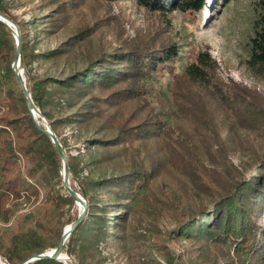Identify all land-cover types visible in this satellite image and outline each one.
<instances>
[{
    "label": "rangeland",
    "instance_id": "1",
    "mask_svg": "<svg viewBox=\"0 0 264 264\" xmlns=\"http://www.w3.org/2000/svg\"><path fill=\"white\" fill-rule=\"evenodd\" d=\"M59 3H63L61 14L55 12L59 10ZM0 4L17 25L31 55L55 51L80 34L78 44L58 62L35 60L32 56L27 69L36 78H64L83 67L89 59L115 49L135 50L174 43L190 54L186 62L193 61L199 51H209L217 64L218 84L214 86L217 95L213 91L200 92L191 88L186 85L185 78L178 82L184 70V63H181L161 72L159 82L154 85L155 91L142 96L143 99L122 102L115 108L102 104L107 115H115L118 122L129 126L148 118L158 120V113L163 109L175 116L185 135L179 137V132H175L177 126L168 132L167 136L178 139L179 146L173 151L172 141L166 142L163 148L159 139L133 140L128 144V152L111 154L114 157L121 155L124 164L134 161L138 166H157L160 174L145 184L120 238L101 243L97 255L90 258L88 264H227L226 249L180 236L179 228L202 209H212V203L219 195L224 194L225 189L233 188L230 184L234 186L243 177H254L252 171L264 160V77L258 76L247 65L249 39L254 34L255 19L264 13V0H228L222 4L220 1L217 6L215 0H207L200 16L177 11L167 17L139 6L134 0L113 3L102 0H0ZM7 41L11 49L10 39ZM15 58L14 51L0 48V119L24 116L19 86L3 70L12 66ZM24 79L30 89L32 81L25 72ZM181 88L186 89L187 102L194 101L193 109L187 110L191 116L175 106L174 93ZM112 91H98L95 95L106 97ZM221 91L234 101L225 104L219 95ZM160 93L164 95L162 99L157 97ZM64 115L55 114L56 117ZM57 134L67 143V156L83 161L77 172L70 176L76 192L90 179L114 174L111 166L97 162L104 150L87 148L86 142L93 132L80 135L75 126H60ZM216 160L221 164L215 165L213 161ZM201 161H204V167L217 171L218 175L201 177L204 174ZM30 164L19 155L16 171L10 177H21L25 189L20 198L11 196L5 206L6 212L0 214V233L37 231V221L49 226L50 220H53L54 230L60 229L63 233L70 225L67 221L77 217L83 207L75 203L59 210L48 206L45 200L47 188H39V195L26 191L28 184H36V179L28 176ZM237 171L242 175L239 176ZM3 177L0 173V181ZM56 240L55 235H50L46 242ZM63 254L67 256L65 252ZM231 256L236 255L231 252ZM69 259L80 264L76 258ZM67 262L70 261L64 263ZM251 264L259 263L254 260Z\"/></svg>",
    "mask_w": 264,
    "mask_h": 264
},
{
    "label": "trees",
    "instance_id": "2",
    "mask_svg": "<svg viewBox=\"0 0 264 264\" xmlns=\"http://www.w3.org/2000/svg\"><path fill=\"white\" fill-rule=\"evenodd\" d=\"M102 1L113 3L116 0ZM134 1L139 6L164 17L177 11L200 16L207 5V0ZM220 1L221 4L228 2V0H215L216 6ZM62 5L63 3L57 5L59 8L55 11L57 14L62 13L60 11ZM0 14L10 18L2 4H0ZM5 37L10 39L11 49ZM72 38L71 42L55 51L31 55L21 36L22 64L25 75L32 81L29 89L32 99L50 122L65 153L67 154V143L57 134L60 126H75L80 135L84 132H93L92 138L86 142L87 148L99 147L104 150L103 156L97 162L111 166L114 171V174L107 177L88 180L78 192L87 203V212L83 221L66 240L64 252L69 258L78 259L80 264H88V260L94 259L97 255L101 243L120 238L125 223L129 220V213L141 196L145 184L151 179L155 180L160 174L157 166H138L134 161L124 164L120 160L121 155L114 157L111 154L128 152V144L133 140L159 139L162 140L163 148L166 147V142L172 141L173 151L175 146H179V143H176L178 139L173 135L167 136L168 132L177 126L178 130L175 132H179V137L185 135L184 130L178 126L175 116L164 112L163 109L158 113V120L156 117L151 120L148 118L129 126L118 122L115 115H107L108 112L102 109V104L115 108L122 102H137L143 99L142 96L146 97L155 91L154 85L159 82L161 72L172 67L174 69L181 63H184V70L178 82L185 78L188 83L185 84L193 89H198L200 92H216L214 86L218 84L215 74L217 64L208 50L199 51L193 61L186 62L190 54L181 51L179 45L172 43L135 50L115 49L110 53L89 59L83 67L64 78H36L30 75L27 66L32 56L35 60L46 59L58 62L68 56L73 46L78 44L80 34ZM3 47H6L8 52L14 51L15 60L17 59L16 40L12 32L0 23V48ZM247 65L258 76L264 77V13H260L254 21V34L249 39ZM3 70L19 86L12 66L9 65ZM19 89L24 116L16 119H0V173L4 176L0 181V214L6 212L5 206L11 196L15 199L20 198L25 189L22 188L25 182L21 177L16 175L10 177L16 171L19 155L32 163L28 169V176L30 179H36L35 186L28 184L26 191L39 195V188L44 187L47 188L45 200L48 206L59 210L64 205L73 206L76 201L64 189L60 176L61 155L50 139L38 129L20 86ZM111 89L113 91L106 97L95 95L98 91ZM185 90L181 88L174 93L175 106L191 116V112L187 110L193 109L194 101L187 102L184 97L187 94H184ZM219 95L225 104L234 101L222 91ZM163 96L160 93L157 97L162 99ZM204 106L206 108L207 104L205 103ZM92 108L97 111H93ZM55 114L65 115L56 117ZM210 158L214 160V157L210 156ZM68 159L71 176L77 172L83 161L79 157H68ZM201 163L204 173L201 177L218 175L217 171L204 167V161ZM213 163L217 166L221 164L217 160ZM257 167L252 171L254 177H243L234 186L233 183L230 184L233 188L225 189L226 192L220 194L212 203V209H202L197 216L185 222L179 228L180 236L202 240L206 244L211 243L218 249H226L224 257L227 259V264H251L254 260L264 264V160ZM236 173L242 175L239 171ZM70 186L77 191L71 181ZM81 213L75 218H70L67 223L73 224ZM48 224L49 226H46L44 222L37 221V231L31 229L27 232L0 233L2 262L20 264L27 258L57 248L63 233L60 229L54 230L53 220ZM50 235H55L57 240L47 244L46 240ZM231 252L236 256L232 257ZM28 264L66 263L54 259H40ZM67 264L74 262L70 261Z\"/></svg>",
    "mask_w": 264,
    "mask_h": 264
},
{
    "label": "water",
    "instance_id": "3",
    "mask_svg": "<svg viewBox=\"0 0 264 264\" xmlns=\"http://www.w3.org/2000/svg\"><path fill=\"white\" fill-rule=\"evenodd\" d=\"M0 23L4 24L13 34L15 40H16V45H17V59L14 61L12 65V69L15 73L16 79L19 83V86L21 88V91L24 95V98L26 100L28 109L30 114L32 115L38 129L45 135L47 136L50 141L54 144L56 149L61 155L62 159V183L63 187L66 190V192L75 199L76 203L80 206L83 207V211L81 215L78 217V219L70 225L69 228L64 229L61 241L58 245L57 248L54 249V254H49L47 251L41 254L34 255L30 258L25 259L22 263L20 264H28L31 263L35 260H40V259H54L58 261H68L69 257H65V259H62L60 256L62 253H64V246L66 243V240L69 238L71 233L74 231V229L80 224L83 219L86 216L87 212V203L83 196L74 191L71 186H70V172H69V159L67 154L65 153L62 144L60 143L59 139L56 137L54 131L52 130L50 124L46 120V118L43 116L41 110L35 105L32 95L30 93L29 87L27 85L26 80L24 79V70L22 66V41H21V35L19 32V29L17 25L10 20L9 18L5 17L4 15L0 14ZM0 264H2V260L0 257Z\"/></svg>",
    "mask_w": 264,
    "mask_h": 264
},
{
    "label": "bare ground",
    "instance_id": "4",
    "mask_svg": "<svg viewBox=\"0 0 264 264\" xmlns=\"http://www.w3.org/2000/svg\"><path fill=\"white\" fill-rule=\"evenodd\" d=\"M69 227H70V225H69L67 228H69ZM67 228H66V229H67ZM48 253H49V254H54V249L51 250V251H48ZM62 255H63V257H62ZM60 256L62 257V259H65V258H64L65 255H64L63 253H62ZM65 257H67V256H65Z\"/></svg>",
    "mask_w": 264,
    "mask_h": 264
},
{
    "label": "built area",
    "instance_id": "5",
    "mask_svg": "<svg viewBox=\"0 0 264 264\" xmlns=\"http://www.w3.org/2000/svg\"><path fill=\"white\" fill-rule=\"evenodd\" d=\"M68 261H71V260L69 259ZM2 264H6V263L2 262Z\"/></svg>",
    "mask_w": 264,
    "mask_h": 264
}]
</instances>
